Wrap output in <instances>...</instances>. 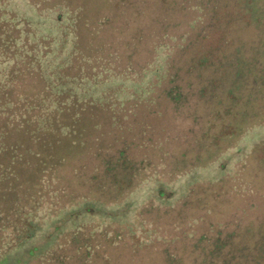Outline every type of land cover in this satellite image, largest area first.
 <instances>
[{
    "label": "trees",
    "instance_id": "obj_1",
    "mask_svg": "<svg viewBox=\"0 0 264 264\" xmlns=\"http://www.w3.org/2000/svg\"><path fill=\"white\" fill-rule=\"evenodd\" d=\"M148 6L147 0H140L133 13L139 18ZM151 7L153 13L148 20L152 25L139 24L136 27L134 46L147 37L154 39L152 50L163 46L160 43L162 39L181 42L173 46V52L165 63L159 93L152 98L155 106L158 105L157 98H163L175 117L180 114L190 121V126L186 128L187 138L183 134L172 136L177 148L170 152L168 172L173 175L186 168L212 162L224 144L229 145V142L222 143L221 139L238 136L245 128L264 122V0H156ZM2 10L0 259L6 258L17 244L21 246L30 240L34 229L46 218L77 205L78 200L89 201L86 196L88 184L99 191L98 197L102 198L104 194L112 201L129 191L136 174L150 165L149 159L143 157L136 160L130 156L131 143L121 140L119 146H113L111 150L106 146L96 149L91 155L87 152L72 168L70 179L74 178L85 190H73L68 177L62 179L59 169L66 155L62 157L60 153H69V150H76L87 142L81 121L85 109L83 105L87 103L72 94L63 98L62 92H54V95L48 92L49 86L45 82H50L49 79L58 70L45 74L42 56L36 47H31L29 54L23 46V51L14 50L22 29L11 12ZM191 10H196V15L195 20L188 23L189 31L175 34L173 31ZM9 24L11 29H4V25ZM212 34L214 36L210 37ZM141 49L144 54L149 53L151 47L141 43ZM14 56L23 66L20 70L11 66ZM146 62L147 59L142 58L138 66L141 71L146 69ZM21 78L24 84L27 83L25 79L30 78L31 91L24 86L22 90L17 84ZM188 152L189 161L185 158ZM252 152L264 155V140L256 144ZM225 180L219 178L215 187L225 185ZM111 187L118 189L111 194ZM251 192L249 189V196L241 194L240 206L219 227L185 238L179 253L172 254L165 246L163 262L264 264V209L256 207ZM93 201L101 202L98 198ZM57 225H54V231L58 230ZM66 233V240L51 246L43 253L44 257L37 260V264H96L101 258L102 264H108L106 249L111 244L118 245L104 230L93 232L81 228L64 232L59 239ZM118 241L120 243L121 238ZM121 243L123 248L136 253L137 245L125 241ZM37 250L32 247L26 253L21 251L18 264H29L31 259H35L34 252ZM11 260L12 257L8 261Z\"/></svg>",
    "mask_w": 264,
    "mask_h": 264
},
{
    "label": "rangeland",
    "instance_id": "obj_2",
    "mask_svg": "<svg viewBox=\"0 0 264 264\" xmlns=\"http://www.w3.org/2000/svg\"><path fill=\"white\" fill-rule=\"evenodd\" d=\"M41 1L0 0V10L11 12L22 29L14 50L23 51L24 47L29 54L31 47H36L42 56L45 74L58 70L50 82H45L48 92L53 95L62 92L63 98L72 94L87 103L83 105L81 120L87 142L69 153H60L62 157L66 155L59 169L60 176L68 177L73 190H85L74 178L70 179L72 168L87 152L91 155L106 146L111 150L122 141L131 143L130 156L136 160L149 159L150 165L136 174L129 191L112 201L104 194L98 197L99 191L88 184L89 201L78 200L77 205L43 220L34 229L31 239L12 248L6 258L0 259V264H18L21 251L26 253L32 247L38 250L34 252L35 259L28 263L37 264L45 251L68 237V233L62 239L59 235L81 228L93 232L104 230L112 235L118 245L111 244L106 249L108 264H165L162 253L165 246L169 252L177 254L185 238L219 227L240 206L241 194L249 196V189L256 207L264 209V155L252 152L254 146L264 140V122L245 128L238 136L221 139L229 145L224 144L212 162L186 168L178 174L168 172L170 152L177 148L172 136L183 134L187 138L190 121L180 114L175 117L163 98H157V106L152 104V98L159 93L165 63L173 46L181 42L162 39L163 46L152 50L154 39L147 37L141 43L151 50L142 54L141 43L134 46L133 39L139 24L151 27L148 19L156 0H147L150 6L139 18L133 8L140 0ZM195 15L196 10L189 11L173 32L189 31L188 23L195 20ZM5 28L11 29L10 24L4 25ZM14 50L10 49L12 53ZM142 58L147 59L144 71L138 67ZM12 59L15 62L12 61V68H23L19 58ZM29 79H25V84L23 78L17 81L22 90L24 86L31 91ZM158 142L161 143L157 146ZM185 158L189 161V152ZM219 178L226 179L225 185L216 188ZM117 189L111 187V194ZM97 198L101 202L93 201ZM55 224H58L57 231H54ZM120 238L121 242L137 245L136 253L123 248L118 241ZM8 257H12L10 262ZM102 259L96 264H102Z\"/></svg>",
    "mask_w": 264,
    "mask_h": 264
}]
</instances>
